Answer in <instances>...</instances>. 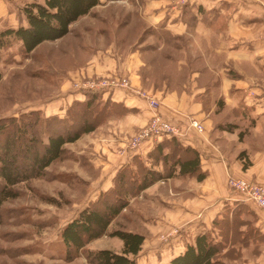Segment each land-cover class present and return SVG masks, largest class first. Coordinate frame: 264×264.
<instances>
[{
    "label": "crops",
    "instance_id": "obj_1",
    "mask_svg": "<svg viewBox=\"0 0 264 264\" xmlns=\"http://www.w3.org/2000/svg\"><path fill=\"white\" fill-rule=\"evenodd\" d=\"M99 2L104 4L106 0ZM133 2L130 7L147 26L175 36L176 44L187 45V49L192 48L189 54L193 58L206 62L203 68L193 69L191 79L179 84L178 89L167 90L163 86L165 96L156 91L162 100L159 113L178 125L177 143L198 155L199 171L179 175L177 168L167 177L168 164L160 160L152 165L148 159L154 142L142 143L132 154L116 155V149L151 117L143 101L116 90L103 98L123 104L128 111L106 120L99 131L101 153L92 156V160L100 166L101 173L94 180L96 185H92L97 191H107L118 170L131 164L136 156L162 176L138 197L144 201L141 216L146 227L150 231L177 227L186 238L176 245L168 262L181 254L197 235L210 231L219 240L220 223L226 218L229 230L222 252L233 254L230 263L264 264V212L253 203L244 202L227 185L230 177L264 184V0ZM8 9L0 0V22L5 25L10 18ZM9 27L13 26L9 24ZM160 41V49H165V40ZM114 52L110 47L96 52L94 64L86 73L120 72L136 87L149 86L148 77L141 78L145 67L142 51L129 52L122 58ZM82 99L71 91L47 105L46 111L62 115L74 100ZM190 119L200 123L203 131L189 127ZM224 124L235 127L227 131L219 127ZM163 152L169 153L168 147ZM240 153L244 160L239 158ZM244 161L248 163L246 168Z\"/></svg>",
    "mask_w": 264,
    "mask_h": 264
},
{
    "label": "rangeland",
    "instance_id": "obj_2",
    "mask_svg": "<svg viewBox=\"0 0 264 264\" xmlns=\"http://www.w3.org/2000/svg\"><path fill=\"white\" fill-rule=\"evenodd\" d=\"M2 1L9 8L10 18L7 19V25L0 22V30L9 24L16 28L23 22L20 13L23 6L30 2H42V0ZM133 1L100 4L90 15L72 25L71 33L66 38L44 43L29 55H24L20 51L18 43H12L5 48L0 58V120L17 118L32 111L39 112L43 117L62 116L46 111L47 105L53 104L58 97L68 92L74 91L79 94L77 87L87 81L99 82L116 76L125 78L128 82L129 89L120 91L136 96L148 109L146 102L138 97L137 93L154 97L157 102L156 113L178 127L159 113L162 100L156 91L165 96L166 91L162 92L163 86L167 90L178 89L179 84L191 79L193 69L203 68L206 62L193 58L189 54L192 48L187 49L185 44H176L175 48L165 47L161 50V44H157L150 32L144 34L143 24L146 26L147 24L136 10L130 7V4H135ZM109 47L121 58L129 52L142 51L145 67L141 70L144 74L141 78L148 77L149 86L136 87L127 75L120 72L88 75L86 69L94 64L96 52L106 51ZM151 47L156 49L153 50ZM164 55L166 59L163 58ZM149 111L151 117L147 123L129 136L123 146L116 149V155L125 156L139 149L131 150L130 144L151 122L153 112L150 109ZM104 124L98 126L92 133L82 135L75 143L66 145L63 157L46 169L42 178L19 183L13 187L14 197L0 205V264H88L83 256L71 262L64 260L60 234L68 223L90 203L96 201L102 193L93 186L96 183L94 180L101 172L100 166L94 165L92 156L96 157L101 153L98 149L102 144L99 131H102ZM8 135L9 132L5 137L0 136V142ZM111 186L114 187V180ZM128 190L130 185L122 194L127 195L128 207L113 219L107 233L128 230L144 236L141 251L135 257V264L167 263L176 245L182 244L186 238L177 227L165 231H150L141 216L145 205L138 197L142 192L133 196ZM226 226L228 225L222 227H225V234L228 237L229 228ZM235 230L231 232L232 238L236 235ZM121 247L118 239L103 235L91 241L85 250L105 249L119 253ZM224 254L221 251L218 255L219 261L233 264L230 263L233 254L230 252L226 253V256Z\"/></svg>",
    "mask_w": 264,
    "mask_h": 264
},
{
    "label": "trees",
    "instance_id": "obj_3",
    "mask_svg": "<svg viewBox=\"0 0 264 264\" xmlns=\"http://www.w3.org/2000/svg\"><path fill=\"white\" fill-rule=\"evenodd\" d=\"M120 1L124 0H106L111 4ZM98 5L99 0H42L26 4L20 10L23 20L20 25L0 30V58L2 51L12 43H18L20 51L29 55L44 43L66 38L71 33L72 25L90 15ZM143 25L144 34H153L158 45L163 38L164 47L175 48V36L162 29L156 31ZM166 55L162 57L166 59ZM111 92L79 93L83 99L74 100L62 116L43 117L39 112L32 111L17 118L0 120V136L5 137L9 132L0 142V205L14 197L12 189L19 183L42 178L46 169L63 157L66 145L75 143L82 135L92 133L108 118L119 117L128 111L123 104L113 102L109 97L103 98ZM218 106H222L220 101ZM219 127L231 131L235 125L224 124ZM167 147L169 153L164 154L163 150ZM239 158L244 160L243 153L239 154ZM148 159L152 160V165L160 160L168 164L167 177L177 168L179 175H193L199 171L198 155L189 148H181L175 136L155 141ZM247 166L248 163L244 161V168ZM202 177L203 174L198 179ZM161 178L145 165L144 160L136 156L131 164L121 167L113 179L114 187L102 192L96 201L90 203L61 231L64 260L71 262L83 256L88 264H135L144 236L128 230H114L110 233L107 230L113 219L128 207L127 195L122 194L129 185L128 192L137 196ZM224 225H228L226 218L220 223L222 231L219 240L210 231L197 235L181 254L171 258L167 264H225L218 259L227 241L225 227H222ZM103 235L118 239L122 244L121 251L85 250L91 241Z\"/></svg>",
    "mask_w": 264,
    "mask_h": 264
},
{
    "label": "built area",
    "instance_id": "obj_4",
    "mask_svg": "<svg viewBox=\"0 0 264 264\" xmlns=\"http://www.w3.org/2000/svg\"><path fill=\"white\" fill-rule=\"evenodd\" d=\"M183 2V0H179ZM128 82L122 77H113L103 81H87L77 87V92H106L116 90H128ZM138 97L146 102L153 112L151 122L141 130L132 140L130 149L136 151L144 142L158 141L162 137L179 136L180 131L177 126L162 119L157 113V102L154 97L138 92ZM190 127L197 131H203L200 123L190 120ZM228 188L240 195L244 202H251L264 212V184L230 177L227 181Z\"/></svg>",
    "mask_w": 264,
    "mask_h": 264
}]
</instances>
